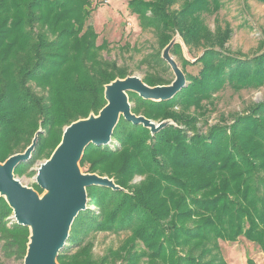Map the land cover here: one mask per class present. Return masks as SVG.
Returning a JSON list of instances; mask_svg holds the SVG:
<instances>
[{
	"label": "trees",
	"instance_id": "16d2710c",
	"mask_svg": "<svg viewBox=\"0 0 264 264\" xmlns=\"http://www.w3.org/2000/svg\"><path fill=\"white\" fill-rule=\"evenodd\" d=\"M207 1L185 0L179 9L172 7L175 0L128 1L141 27L152 28L158 40V49L140 61L148 67L147 85L172 82L162 51L177 31L190 48L205 46L197 59L202 67L169 100L129 92L135 114L171 117L178 126L153 134L121 116L112 135L117 145L85 148L81 167L114 177L129 192L99 185L87 189L99 212L88 206L78 214L59 264H228L219 240L241 236L264 253V101L250 104L231 126L224 118L207 131L198 125L206 104L224 87H264V29L260 52H230L224 43L232 27L211 30L201 18L221 5L213 0L211 9ZM91 5L92 0H0V161L24 152L40 130L31 158L16 166V176L50 158L65 127L97 115L106 104V85L130 75L102 55L109 43L97 41L89 23ZM179 50L178 44L171 48L176 55ZM192 107L199 112L186 113ZM135 175L145 177L131 183ZM12 215L0 195V249L24 261L30 228L9 224ZM101 231L127 237L118 249L96 257L90 234Z\"/></svg>",
	"mask_w": 264,
	"mask_h": 264
},
{
	"label": "water",
	"instance_id": "95a60500",
	"mask_svg": "<svg viewBox=\"0 0 264 264\" xmlns=\"http://www.w3.org/2000/svg\"><path fill=\"white\" fill-rule=\"evenodd\" d=\"M177 39L184 46L178 35L165 47L163 54L177 76L171 84L149 86L137 75L116 78L106 85V104L97 115L91 114L65 127L60 144L50 158L40 164L35 177L48 195L40 197L36 190L23 185L14 173L20 162L30 159L40 130L24 152L11 155L3 163L0 161V195L13 209L16 222L29 227L31 232L24 264H59L58 255L68 242L75 218L87 209V189L93 185L119 189L107 177L81 172L80 160L90 143L109 145L121 116L135 124H143L153 134L163 128L165 123L157 125L133 113L128 93H137L146 100H169L186 86L185 74L168 55Z\"/></svg>",
	"mask_w": 264,
	"mask_h": 264
},
{
	"label": "rangeland",
	"instance_id": "374dc122",
	"mask_svg": "<svg viewBox=\"0 0 264 264\" xmlns=\"http://www.w3.org/2000/svg\"><path fill=\"white\" fill-rule=\"evenodd\" d=\"M128 1L129 0H92V14L89 23L94 26L98 33V43H102L104 40L109 43L108 50H103L102 55L107 59L116 60L119 65H124L128 69L130 75H137L143 79L148 71V67L140 61L145 55L158 49V40L152 28L145 29L141 27L138 16L129 9ZM184 1L185 0H175L172 7L179 9ZM207 2H209V7L212 9L214 6H212L213 0H208ZM219 2L221 5L218 9L202 12L200 15L202 19H205L207 26H209L211 30H216L218 25H221L223 27L222 29H226L228 26L230 28L232 27L233 30L230 38L224 43L225 48L230 52H240L248 55L260 52L262 48L261 39L263 38L262 30L264 29V3L258 0H219ZM178 35L181 36V33L177 31L173 34L171 40ZM177 44L181 45V50H179L180 55L173 54L172 52L168 55L185 74L186 85H188L191 81L187 79V77L190 75H198V72L201 70L202 63L196 59L203 53L205 46L200 48L194 47L196 46L194 45L192 46L193 48H190L186 42H184V46H182L180 39L176 40L175 45ZM164 52L165 50L162 51V54H164ZM179 57H184L191 63L184 64ZM171 76H173L172 82L177 79L173 69L171 70L170 77ZM128 97L129 103L131 107H133L135 102L131 100L129 93ZM262 101H264V87L260 89H243L241 91H235L229 86L224 87L214 94L213 104L210 105L207 101H204V103H207V112L203 109V113H206V115L198 125L202 127L204 131H207L211 125L223 123L220 118H224L226 119L225 121L229 123L227 126H231L234 118L239 114H244V112L251 107L250 104ZM176 109L180 111L182 108L177 107ZM185 111L186 113H190L197 112L198 110L192 107L191 111L187 110V108ZM151 120L157 125L165 123L163 128L169 125H179L177 121L171 117L163 120ZM205 121H207V125H204ZM189 134H192V132H189ZM117 144L118 141L113 139L109 143L112 147ZM45 160L46 159L38 160L24 173L16 176L23 185L36 190L40 197L48 195L46 190H38L35 187V184H37L35 177L38 168ZM1 162L3 163L5 161ZM80 170L82 173L97 174L101 177H107L119 187V189L115 190H122L126 193L129 192V189L120 186L114 177L102 175L98 171H88L87 166L82 168L80 165ZM144 177L145 176L135 175L131 183H137L144 179ZM88 206L91 207L92 210H96V213L99 212L95 206L90 205V198L87 208ZM9 221V224L16 221L13 215L10 217ZM90 235V239L94 243L93 252L96 257L104 255L111 248L118 249L123 240L127 237L125 232L113 233L109 231L93 232ZM219 244L222 257L228 264L264 263V253L260 247L246 240L243 236L235 242L219 240ZM76 249V247L71 246L69 253H74ZM0 262L6 264H23L24 261L16 256H7L0 249Z\"/></svg>",
	"mask_w": 264,
	"mask_h": 264
}]
</instances>
